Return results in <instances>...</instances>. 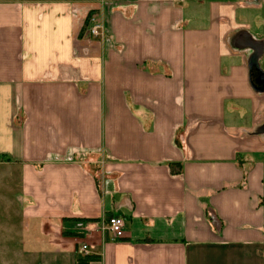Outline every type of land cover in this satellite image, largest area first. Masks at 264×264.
Segmentation results:
<instances>
[{"label":"crops","instance_id":"1","mask_svg":"<svg viewBox=\"0 0 264 264\" xmlns=\"http://www.w3.org/2000/svg\"><path fill=\"white\" fill-rule=\"evenodd\" d=\"M2 183V264H264V0H0Z\"/></svg>","mask_w":264,"mask_h":264},{"label":"built area","instance_id":"2","mask_svg":"<svg viewBox=\"0 0 264 264\" xmlns=\"http://www.w3.org/2000/svg\"><path fill=\"white\" fill-rule=\"evenodd\" d=\"M101 29V25H95L92 29V35L96 38L101 37ZM104 229L110 232L115 239H122L125 236V220L121 217H112L107 221ZM79 252L85 256L89 255L87 246L82 247Z\"/></svg>","mask_w":264,"mask_h":264},{"label":"rangeland","instance_id":"3","mask_svg":"<svg viewBox=\"0 0 264 264\" xmlns=\"http://www.w3.org/2000/svg\"><path fill=\"white\" fill-rule=\"evenodd\" d=\"M7 196V192L4 190L3 183L0 186V248L3 242H5L9 237L7 235V228L9 224H15L17 219L14 215L10 216V211L5 207L4 197ZM3 262L0 259V264Z\"/></svg>","mask_w":264,"mask_h":264}]
</instances>
